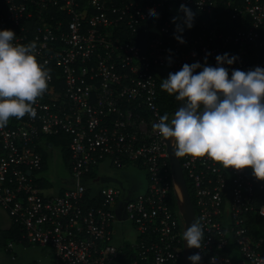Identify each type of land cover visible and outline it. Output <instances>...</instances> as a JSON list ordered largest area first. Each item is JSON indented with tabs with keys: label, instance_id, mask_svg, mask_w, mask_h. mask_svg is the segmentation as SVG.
<instances>
[{
	"label": "built area",
	"instance_id": "1",
	"mask_svg": "<svg viewBox=\"0 0 264 264\" xmlns=\"http://www.w3.org/2000/svg\"><path fill=\"white\" fill-rule=\"evenodd\" d=\"M181 4L195 13L184 43L173 36ZM225 5L231 19L249 17V25L220 30L217 0H0V28L14 31V43L35 41L50 76L35 118L10 117L0 129V205L19 230L5 247L12 256L14 243H27L49 246L50 264H181L180 196L166 143L152 127L162 115L158 80L184 63H204L206 53V62L236 55L231 70L261 66L264 0ZM150 11L158 18L149 19ZM150 24L157 32L141 48L133 37ZM48 136L66 141L69 152L71 186L57 193L36 176L44 165L39 144ZM178 158L205 233L194 250L199 264H264V180L250 167ZM104 162L142 168L143 190L94 188ZM119 208L137 234L124 247L111 243Z\"/></svg>",
	"mask_w": 264,
	"mask_h": 264
},
{
	"label": "clouds",
	"instance_id": "2",
	"mask_svg": "<svg viewBox=\"0 0 264 264\" xmlns=\"http://www.w3.org/2000/svg\"><path fill=\"white\" fill-rule=\"evenodd\" d=\"M180 11L182 16L172 18L173 36L184 43L182 33L193 27L195 13L184 4ZM158 16L156 11L148 13L149 19ZM15 37L13 30L0 28V129L10 117L35 118L33 105L50 79L49 70L37 60L36 42L17 44ZM210 54H205V63H184L161 79V89L174 94L182 105L170 119L168 113L160 115L152 127L169 140L176 157L207 156L223 168L250 167L255 178L264 180V67L232 69L229 75L223 65H232L238 57L217 54L215 65H209ZM204 235L202 224L194 220L185 227L182 239L188 248L199 249ZM187 260L199 264L200 253L190 254Z\"/></svg>",
	"mask_w": 264,
	"mask_h": 264
},
{
	"label": "rangeland",
	"instance_id": "3",
	"mask_svg": "<svg viewBox=\"0 0 264 264\" xmlns=\"http://www.w3.org/2000/svg\"><path fill=\"white\" fill-rule=\"evenodd\" d=\"M44 145L42 143L39 144V149L45 154L44 166L42 170L36 173V176L40 178L42 188H44L46 191L52 190L54 193H57L61 189L71 186L69 182L70 174L68 171V166L67 163L65 164L64 162L63 147L58 141L53 142L52 147L46 148ZM105 167L107 168L108 166L105 165ZM108 168L119 175H121L123 170L125 172L131 170L132 173H130L128 177L133 179L135 184V186H133L134 189L131 190V194L142 191H137L144 185L145 173L142 168H139L135 165H128L122 169L110 166ZM139 182L141 186L139 185ZM103 184L119 189V186L114 182ZM125 187L131 188L132 186L131 184L127 183ZM176 189L181 200V193L178 185ZM9 221L10 219L6 210L0 205V233L4 231L6 225H9ZM123 229L125 232H129V230H131V232L135 234V231L128 220L124 221ZM0 238L2 239L0 240V264H45L48 261V253L51 252V248L47 245L14 243V256H12L11 253H9L5 248L6 245L12 241V238L8 236H1Z\"/></svg>",
	"mask_w": 264,
	"mask_h": 264
},
{
	"label": "trees",
	"instance_id": "4",
	"mask_svg": "<svg viewBox=\"0 0 264 264\" xmlns=\"http://www.w3.org/2000/svg\"><path fill=\"white\" fill-rule=\"evenodd\" d=\"M225 1L226 0H217V7H216L215 12H214V16L217 19L219 29L224 30V31L233 32V31H236L240 28H244V27L248 26L250 23L249 17H244V18L239 17L236 19L230 18L228 11L226 9ZM156 32H157V25L156 24L155 25L150 24L148 29L144 33L140 32L139 34H137L133 38L135 39V41L137 43H139L141 48H144L145 45L147 44L148 39L151 38ZM229 66L230 65H224V67H227L229 69V75H231V69ZM261 67H264V53H263L262 58H261ZM161 82H162L161 79H159L158 80V105H159L160 112L162 115L165 113H168L170 115V114L174 113L177 110V108L182 105V102L175 99L174 94H168L165 90L161 89V87H160ZM46 139L50 142H57L58 141L59 143H61V145L63 147V152H64V156H63L64 162L66 164L68 157H69V152L67 149V142L61 140L60 138L58 139L57 137H54V136H48ZM40 152L43 156V160L45 161V154L41 150H40ZM42 169H43V167H42ZM40 184H41V182H40ZM187 187L189 188V184H187ZM191 200H192V203L194 204L193 197H191ZM0 235L1 236H8V237H11L12 239H15L19 236V230L17 229L16 226L11 225V227L8 230H4L3 232L0 233ZM0 240H2V239L0 238Z\"/></svg>",
	"mask_w": 264,
	"mask_h": 264
},
{
	"label": "crops",
	"instance_id": "5",
	"mask_svg": "<svg viewBox=\"0 0 264 264\" xmlns=\"http://www.w3.org/2000/svg\"><path fill=\"white\" fill-rule=\"evenodd\" d=\"M205 63V62H204ZM207 64L209 65H215V61H208L206 62ZM224 66V65H223ZM197 71H199V69H197ZM46 148L47 147H52L53 146V142H50V141H46L45 143H42ZM44 153V152H43ZM106 166H110V167H113L111 166L110 164L108 163H101L99 164V166L96 168L95 170V179H94V188L97 187L98 185H101L103 183H109V182H114L115 184H117L119 187H124L125 188V185L127 183L131 184V188H127L130 190L134 189L133 186H135L134 184V181L133 179H130L128 176L131 172V170L129 171H122L121 172V175L119 174H116L115 172L111 171L108 167L106 168ZM116 168V167H115ZM122 169V168H121ZM128 178V180H127ZM135 178V177H134ZM144 185L143 187H141L139 190L137 191H141L143 190L144 186H145V183H146V177L144 175ZM135 180V179H134ZM141 182V181H140ZM140 182H139V185H140ZM138 184V183H137ZM141 186V185H140ZM10 219V218H9ZM127 220L125 219L123 213H122V210L119 208L117 210V218L116 220L112 223V234H111V243L117 247H124L126 245H129V244H133L136 242V238H137V234H136V231L134 229V227L132 226V228L134 229V233L133 234L131 232V230H129V232H125L124 229H123V224H124V221ZM12 223H11V220L9 221V225H6L5 229L4 230H8L10 227H11ZM14 250V248H13ZM14 254V253H13ZM51 263V255H50V252L48 253V261L45 263V264H50Z\"/></svg>",
	"mask_w": 264,
	"mask_h": 264
},
{
	"label": "water",
	"instance_id": "6",
	"mask_svg": "<svg viewBox=\"0 0 264 264\" xmlns=\"http://www.w3.org/2000/svg\"><path fill=\"white\" fill-rule=\"evenodd\" d=\"M164 139V138H163ZM166 143V150L168 153V157L170 160V169L171 173L173 175V178L178 185L181 193V200H180V206H181V213L185 222V227L189 226L191 222L196 220L195 218V211L194 206L191 200V196L188 191V187L186 184V181L184 179L183 171L180 165L179 158L173 155V148L169 140L164 139ZM195 250V247L188 248L186 246V249L183 252V257L181 264H192L191 261L187 260V256L190 254H193Z\"/></svg>",
	"mask_w": 264,
	"mask_h": 264
}]
</instances>
